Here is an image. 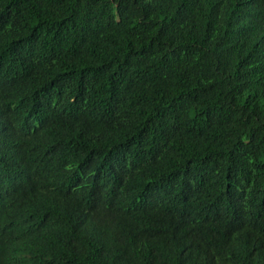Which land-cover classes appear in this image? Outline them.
<instances>
[{"label": "trees", "instance_id": "obj_1", "mask_svg": "<svg viewBox=\"0 0 264 264\" xmlns=\"http://www.w3.org/2000/svg\"><path fill=\"white\" fill-rule=\"evenodd\" d=\"M0 264H264V0H0Z\"/></svg>", "mask_w": 264, "mask_h": 264}]
</instances>
